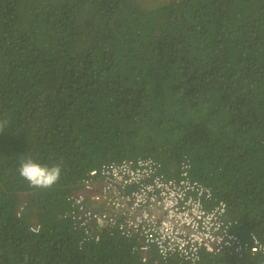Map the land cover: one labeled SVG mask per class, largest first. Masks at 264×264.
I'll return each instance as SVG.
<instances>
[{
  "label": "trees",
  "instance_id": "obj_1",
  "mask_svg": "<svg viewBox=\"0 0 264 264\" xmlns=\"http://www.w3.org/2000/svg\"><path fill=\"white\" fill-rule=\"evenodd\" d=\"M0 121V264H188L69 212L90 169L147 155L225 202L240 250L193 264H264V0H0Z\"/></svg>",
  "mask_w": 264,
  "mask_h": 264
},
{
  "label": "built area",
  "instance_id": "obj_2",
  "mask_svg": "<svg viewBox=\"0 0 264 264\" xmlns=\"http://www.w3.org/2000/svg\"><path fill=\"white\" fill-rule=\"evenodd\" d=\"M188 167L182 162L175 179L161 174L159 163L150 156L103 164L82 178L81 191L66 197L69 212L80 224L102 227L107 223L125 238L139 236V250L146 253L153 246L162 262L174 255L193 264L202 250L219 253L234 246L239 251L240 239L224 219L225 202L191 179ZM93 204L111 212L94 211L88 207ZM249 236L253 244L249 252L264 253V243L253 233Z\"/></svg>",
  "mask_w": 264,
  "mask_h": 264
},
{
  "label": "clouds",
  "instance_id": "obj_3",
  "mask_svg": "<svg viewBox=\"0 0 264 264\" xmlns=\"http://www.w3.org/2000/svg\"><path fill=\"white\" fill-rule=\"evenodd\" d=\"M6 124H7V121H0V131H4ZM147 156H150V155H147ZM147 156H145V157H147ZM138 157H140V156H138ZM134 158H136V157H134ZM124 159H126V158H124ZM128 159H130V158H128ZM182 162H187L189 164V167H188V176H189L190 163H189V161L187 159H183L182 161H180L179 166H178L179 175H180V165H181ZM159 171H160V164H159ZM18 172H19V175L23 179H25L29 183V185L31 187L39 188V189H48V188H51L53 185H55L57 183V181L59 180L60 173H61V167H60L59 164L53 165L51 167L46 166V165H42L40 163L35 162L29 156V157L24 158V159L21 160L19 168H18ZM160 173L163 174L167 178H175V179H177L176 177H170L168 175H165L164 173H162V171H160ZM195 180H197V179H195ZM79 184H80V189L76 188L75 190L70 191L68 195H70L72 193H78L79 191H81L82 185H81V183H79ZM97 206H102V209L106 208L107 211H102V209L99 210V209L96 208ZM88 207H90L93 210L96 208L97 212H111V210L108 207H105L103 205L93 204V205H88ZM37 229H38V227H32L31 228V230L34 231V232H36Z\"/></svg>",
  "mask_w": 264,
  "mask_h": 264
},
{
  "label": "crops",
  "instance_id": "obj_4",
  "mask_svg": "<svg viewBox=\"0 0 264 264\" xmlns=\"http://www.w3.org/2000/svg\"><path fill=\"white\" fill-rule=\"evenodd\" d=\"M96 208L99 209V210H101L102 209V206H97ZM102 211H107V209L106 208H103Z\"/></svg>",
  "mask_w": 264,
  "mask_h": 264
},
{
  "label": "rangeland",
  "instance_id": "obj_5",
  "mask_svg": "<svg viewBox=\"0 0 264 264\" xmlns=\"http://www.w3.org/2000/svg\"><path fill=\"white\" fill-rule=\"evenodd\" d=\"M78 189H80V184L77 186Z\"/></svg>",
  "mask_w": 264,
  "mask_h": 264
}]
</instances>
